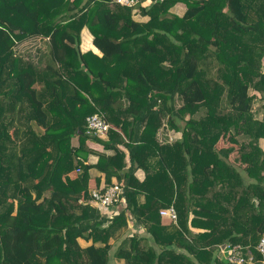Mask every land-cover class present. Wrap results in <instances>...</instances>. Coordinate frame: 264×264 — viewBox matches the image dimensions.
I'll use <instances>...</instances> for the list:
<instances>
[{
	"label": "trees",
	"instance_id": "16d2710c",
	"mask_svg": "<svg viewBox=\"0 0 264 264\" xmlns=\"http://www.w3.org/2000/svg\"><path fill=\"white\" fill-rule=\"evenodd\" d=\"M136 9L0 0V264H227L226 245L264 264V0ZM84 29L101 56L82 52ZM96 113L107 139L87 133ZM92 169L123 189L112 215Z\"/></svg>",
	"mask_w": 264,
	"mask_h": 264
},
{
	"label": "built area",
	"instance_id": "2783aa9c",
	"mask_svg": "<svg viewBox=\"0 0 264 264\" xmlns=\"http://www.w3.org/2000/svg\"><path fill=\"white\" fill-rule=\"evenodd\" d=\"M151 1L152 0H115L116 3L125 7L134 8L135 10L138 6L145 7L147 3H150ZM86 120L88 134L98 136L100 138L107 137L108 132L111 129V125L107 122L103 114H93L87 117ZM102 190L103 189L93 190L91 192L93 203L100 207L105 214H110L112 213L110 209L113 208L116 203L121 201L123 189L120 185L116 184L106 188L104 191ZM161 216L168 218L174 223L178 220L177 212L174 207L162 210ZM247 249L248 248H244L241 245H226L224 248H221L223 256L222 259L227 264H255L253 255L247 253ZM257 251L264 255V234L259 242Z\"/></svg>",
	"mask_w": 264,
	"mask_h": 264
},
{
	"label": "crops",
	"instance_id": "0c3cea01",
	"mask_svg": "<svg viewBox=\"0 0 264 264\" xmlns=\"http://www.w3.org/2000/svg\"><path fill=\"white\" fill-rule=\"evenodd\" d=\"M152 1H153V0H152ZM152 1H151L150 3H147V5H146L145 7H142V8H146V7L150 6V4H152ZM185 11H186V5L183 4V3H178V4L175 5V6L172 8V10H171L172 13H175V14H177V15H179V16H183L184 13H185ZM135 12H136V14H135V18L138 19V20H142L143 18H142V15L140 14V12H138L137 9L135 10ZM44 40H45V39H44ZM25 44H28V43H24V44H23L24 47H25ZM22 48H23V46H22ZM23 50H25V49H23ZM81 50H82V52H87V51H90V50H91V51H93L94 53L99 54V55L101 56L100 51H99V50L93 45V37H92V35L89 33L88 29H84L83 32H82ZM172 132H173V131L170 130L169 135L172 136V134H175L174 132H173V133H172ZM176 135H178V134H176ZM103 139H107V137H106V138H103ZM262 140H264V138L261 139V141H262ZM260 146H261V142H260ZM91 147H92V149L95 150L96 152H102V151H103V147H102L101 145L93 144ZM121 148H122V147H121ZM261 148H262V147H261ZM123 150H124V148H123ZM262 150H263V149H262ZM124 151H126V149H125ZM263 151H264V150H263ZM97 161H98V156H97V155H91V156L89 157V163H90V164H96ZM136 175H137V177H138L141 181L144 180L145 174H144L143 171H141V170L138 171ZM69 176H70L72 179L76 178V176H77V171L72 172ZM91 177H92V178H91V181H90V189H91V192L93 191V189H94V190H97V189L100 190V189H103L105 186H107V184H106V182H105V175H104V173H102V172H100V171H98V170H96V169H92V170H91ZM98 180H100V183H99V184H97V183H98ZM113 182H116V180L113 179ZM115 210H116V208H114V207L110 209V211H111L112 213H114ZM112 213H110V214H108V215H112ZM163 221H164L166 224H168V223L171 222V221H170L168 218H166V217L163 218ZM133 225H134L133 222H132L131 220H129V229H130L131 231L134 230V226H133ZM190 230H191L192 232H194V233L203 232L202 229H197V228H193V227H190ZM83 243L87 244L85 241H81V244H82V245H84ZM111 243H112V244L115 243V239H114V238L111 239ZM88 244H89V243H88ZM88 244H87V245H88ZM220 256H221V259H222V257H223V256H222V253L220 254ZM222 260H223V259H222ZM110 264H124V260H117V259H114V260L111 261Z\"/></svg>",
	"mask_w": 264,
	"mask_h": 264
},
{
	"label": "rangeland",
	"instance_id": "374dc122",
	"mask_svg": "<svg viewBox=\"0 0 264 264\" xmlns=\"http://www.w3.org/2000/svg\"><path fill=\"white\" fill-rule=\"evenodd\" d=\"M48 40L47 39H45V40H41V41H39V42H36V41H31V42H29L28 44H25V47H24V45H23V49H25L24 50V52H34L35 50H36V48H39V47H42V49H44V46L47 44L46 42H47ZM37 46V47H36ZM46 47V46H45ZM47 48V47H46ZM22 49V50H23ZM23 52V51H22ZM255 105H254V113H255V115H256V118L257 119H261L262 117H263V114H264V111L263 110H261V107H263V105H264V101H255V103H254ZM259 110V112L257 113V111ZM165 128H167V127H165ZM173 133V132H172ZM172 136L173 137H175V138H178V137H180L179 135H176V134H172ZM161 138H162V134H161ZM261 142V147H262V149L264 150V140H262V141H260ZM74 144H77V141L76 140H74ZM94 190V189H93ZM99 190V189H98ZM123 206L121 205V206H119V209L120 208H122ZM116 208H118V207H116ZM84 245L83 246H87V244H85V243H83Z\"/></svg>",
	"mask_w": 264,
	"mask_h": 264
},
{
	"label": "water",
	"instance_id": "95a60500",
	"mask_svg": "<svg viewBox=\"0 0 264 264\" xmlns=\"http://www.w3.org/2000/svg\"><path fill=\"white\" fill-rule=\"evenodd\" d=\"M225 246H223V248H224Z\"/></svg>",
	"mask_w": 264,
	"mask_h": 264
}]
</instances>
